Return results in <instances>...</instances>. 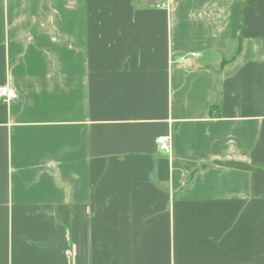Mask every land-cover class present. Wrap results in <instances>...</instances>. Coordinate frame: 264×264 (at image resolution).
<instances>
[{
    "label": "crops",
    "instance_id": "1",
    "mask_svg": "<svg viewBox=\"0 0 264 264\" xmlns=\"http://www.w3.org/2000/svg\"><path fill=\"white\" fill-rule=\"evenodd\" d=\"M2 86L0 264H264V0H0Z\"/></svg>",
    "mask_w": 264,
    "mask_h": 264
},
{
    "label": "built area",
    "instance_id": "2",
    "mask_svg": "<svg viewBox=\"0 0 264 264\" xmlns=\"http://www.w3.org/2000/svg\"><path fill=\"white\" fill-rule=\"evenodd\" d=\"M187 57L188 56L185 55L175 57L173 59V64L182 65L186 63L188 59ZM15 100H16V94L11 88L7 86L0 87V102H3L5 104H10ZM156 144L161 152L167 154L170 152L171 149V138L170 136H160L156 139Z\"/></svg>",
    "mask_w": 264,
    "mask_h": 264
},
{
    "label": "trees",
    "instance_id": "3",
    "mask_svg": "<svg viewBox=\"0 0 264 264\" xmlns=\"http://www.w3.org/2000/svg\"><path fill=\"white\" fill-rule=\"evenodd\" d=\"M249 1H251L252 4H254V5L256 4V0H249ZM212 110H213V114H214L215 111H214V109H212Z\"/></svg>",
    "mask_w": 264,
    "mask_h": 264
}]
</instances>
